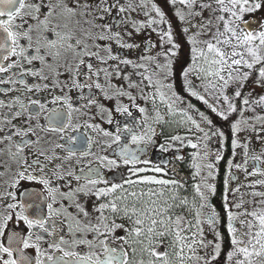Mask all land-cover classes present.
Instances as JSON below:
<instances>
[{"label": "flooded vegetation", "instance_id": "obj_1", "mask_svg": "<svg viewBox=\"0 0 264 264\" xmlns=\"http://www.w3.org/2000/svg\"><path fill=\"white\" fill-rule=\"evenodd\" d=\"M158 1L0 0V264H144L161 248L186 251L174 264H230L238 249L264 263V46L219 99L199 88L226 70L219 42L237 54L262 30L264 0ZM162 55L194 65L175 87ZM159 169L166 183L145 181ZM188 170L207 181L177 183Z\"/></svg>", "mask_w": 264, "mask_h": 264}, {"label": "rangeland", "instance_id": "obj_2", "mask_svg": "<svg viewBox=\"0 0 264 264\" xmlns=\"http://www.w3.org/2000/svg\"><path fill=\"white\" fill-rule=\"evenodd\" d=\"M154 8L158 13H160V10H162V6L160 5L158 0H151ZM206 0L203 2L205 3ZM211 3H215L217 1H223V0H209ZM242 3V2H239ZM239 3H234L233 1H230V8L227 12V15L225 17L224 25H227L229 27V24H231L232 21H235L237 19L238 13L240 11V4ZM250 9H253L251 6ZM255 18V19H262V16L260 13H256L254 16H250L249 18ZM259 24V22H256ZM147 24L148 27L152 26V22L150 19H147ZM158 26H154V29L159 32L157 27L160 28V24L157 23ZM140 28L145 27V23H141L139 25ZM254 29H258V25L253 26ZM246 32H243L242 38L236 39L242 43V39L244 37L247 38H253L252 40L249 39L247 42L248 44L244 49H240L239 52L236 54L234 51V46L236 45L234 42L232 44L226 43L225 47L222 46V41L218 43L219 45V51L222 56L223 66L226 68L225 71L220 70L216 71V73L213 74L212 78V71L210 70L207 72L206 75L199 74L200 77V86L199 88L202 91H205L208 95L211 97H214L215 99H219L220 95L223 92V85L226 84L227 82L230 83H235L239 79L247 78L250 75V67L260 61V58L258 55H254L253 50L254 48L259 49L260 47L264 46V26L262 30H253V32L250 34L251 36H247ZM212 36V34L208 36H202L199 37L198 42L195 45V55L197 58H203L206 54L207 56L209 55L210 51L208 50L207 47V42L209 38ZM175 43V42H174ZM173 43V45H174ZM241 45V44H240ZM244 46V44L242 45ZM153 47L156 51L161 50L162 48L160 47V41H157L153 44ZM169 48V47H168ZM157 54V53H156ZM155 54V55H156ZM216 57V56H215ZM225 57V58H224ZM158 59V65L165 67L168 65V67L165 69L167 71V80L168 82L164 81V85L168 87L170 84L175 87L178 84V81L181 79L182 74H189L190 70L194 67L192 65V62L189 58L181 57V58H176V57H164L162 56H157ZM240 67V68H239ZM234 68V69H233ZM239 68V69H238ZM159 74L164 75V71H157L153 66H150L149 69L146 72L147 76V88H146V98L148 99V105L150 107L156 106L160 108V112L162 110V107L165 105L164 99L165 97L161 98L160 95L165 93V90H162L160 92L158 88V76ZM188 83H193V79L189 76L187 77ZM162 81V80H161ZM154 86V88H153ZM171 95L174 96V91H170ZM178 146L180 145V141H173V144H177ZM162 170H157L153 171L149 177L145 178V181H148L151 185H156V186H161L162 184L166 183L167 181L164 179L163 174L164 171L160 172ZM196 177L199 181L206 182L207 178L209 176L207 170H194ZM195 174L193 171L191 172L190 170L184 171V174H179V180L177 183H186L187 180L189 182L191 181H196L197 179L195 178ZM167 175V174H166ZM202 178L203 180H200ZM201 182V183H202ZM202 188V184L200 185ZM199 224V229L196 231V233L199 234V240H206L205 239V232L206 226ZM196 233L190 232V233H184V237H188L190 241H195V236ZM252 247H248V249H251ZM182 252L184 253L182 255ZM181 253L177 252L176 250H164V249H153L151 250L150 254V259L145 262L144 264H174L178 259H183L185 261L188 259V255L185 254V250H183ZM243 256L241 254V250H235L230 257V264H245L243 262ZM257 264L259 262L257 261ZM264 264V263H263Z\"/></svg>", "mask_w": 264, "mask_h": 264}, {"label": "bare ground", "instance_id": "obj_3", "mask_svg": "<svg viewBox=\"0 0 264 264\" xmlns=\"http://www.w3.org/2000/svg\"><path fill=\"white\" fill-rule=\"evenodd\" d=\"M246 27H247V25H246ZM250 29V28H249Z\"/></svg>", "mask_w": 264, "mask_h": 264}, {"label": "trees", "instance_id": "obj_4", "mask_svg": "<svg viewBox=\"0 0 264 264\" xmlns=\"http://www.w3.org/2000/svg\"><path fill=\"white\" fill-rule=\"evenodd\" d=\"M188 195H190V194H188Z\"/></svg>", "mask_w": 264, "mask_h": 264}]
</instances>
